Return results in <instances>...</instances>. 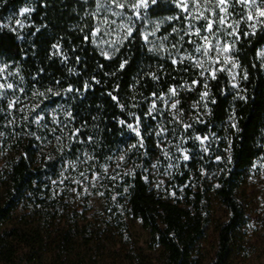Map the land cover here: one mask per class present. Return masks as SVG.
<instances>
[{
	"label": "trees",
	"instance_id": "trees-1",
	"mask_svg": "<svg viewBox=\"0 0 264 264\" xmlns=\"http://www.w3.org/2000/svg\"><path fill=\"white\" fill-rule=\"evenodd\" d=\"M92 2L0 0V61L15 70L16 109L0 146V264H97L99 248L120 246L134 219L158 250L155 264H223L242 216L235 192L255 161L264 175V27L245 36L251 29L240 23L232 84L222 61L196 65L197 38L186 31L193 24L173 1L149 0L140 10L166 18L153 29L176 56L148 46L142 19L104 55L92 43ZM173 88L179 103L170 109L163 96ZM164 134L187 144L188 160L160 151ZM155 161L171 163L165 176L152 174ZM214 199L226 214L214 250L199 259L192 248Z\"/></svg>",
	"mask_w": 264,
	"mask_h": 264
},
{
	"label": "rangeland",
	"instance_id": "rangeland-1",
	"mask_svg": "<svg viewBox=\"0 0 264 264\" xmlns=\"http://www.w3.org/2000/svg\"><path fill=\"white\" fill-rule=\"evenodd\" d=\"M88 1V0H85ZM92 7L90 12L94 17V28L92 31V43L105 55H109L113 52L119 40L126 34L127 29L120 27L122 24H128L133 26L136 21V16L132 13H129L125 9L116 8L108 0H91ZM175 3V0H171ZM137 2V1H136ZM135 2V3H136ZM189 2V9L192 10L191 0ZM200 4L203 6L205 0H199ZM215 0H213V3ZM259 2V0H258ZM98 3L104 5L100 11H97ZM240 6L243 11V15H246L247 9L239 4L235 6H229L228 11L230 17L227 21L228 24H232L237 20L241 19L240 14H238L237 7ZM261 7H264V3H261ZM23 9V8H21ZM21 9L19 13H21ZM140 11L139 19L143 21V35L148 34L147 43L148 46L154 48L156 52H173L176 56L178 53V48L170 46L166 40L159 38L156 34L150 35L154 32V27L164 23L166 18H152ZM217 15L211 16L210 13L206 12V15H209L210 18L214 20L219 19V10H215ZM120 12L121 15L117 16L113 13ZM255 13V9H253ZM186 16L187 14L184 13ZM129 17H132L129 20ZM188 17V16H187ZM240 18V19H239ZM107 19L108 23H104V20ZM192 26L188 27L186 31H191L195 33V28L201 29V36H196L197 44L203 43L202 37L207 36L208 33L204 31V28L207 26V21L204 20H194L192 17H189ZM248 27V23L241 21ZM198 24H201L200 26ZM220 28L218 24L214 25L213 31ZM249 28V27H248ZM231 31L230 28L221 29L220 32H217L216 36L210 37V39L215 42L218 38L221 41V44H232L234 41L233 37L227 35ZM195 45V46H196ZM233 49L228 54L231 60H233ZM195 54L200 55L198 57L199 61L203 62V69L206 66L212 65L209 57H217V52L215 48L209 53L206 57L200 53L195 52ZM258 59L264 70V42L260 45L257 51ZM208 59V60H207ZM224 57H220V61L223 63ZM195 60V61H196ZM207 60V61H205ZM222 67L227 69L229 80L232 84L235 83L236 72L235 68L232 67L231 63L225 65L223 63ZM0 69L3 71L0 72V84H11V77L15 70L12 69L10 65L0 61ZM0 92L3 95H0V146L2 145L1 141L5 139L10 129V120L11 117L15 114L14 106L9 109L8 105L13 101L12 91L8 88L0 89ZM163 102L166 103L170 109L171 105L174 103V96L171 95L170 91L163 96ZM15 104L19 105L20 102ZM179 133V132H177ZM184 133L180 132L178 138H182ZM6 136V137H5ZM162 144L160 151L169 152L173 150V156L183 158L184 155H188V146L186 143L176 142L171 134H164L161 136ZM203 138V137H201ZM181 140V139H180ZM179 140V141H180ZM201 144L200 140H198ZM207 141V140H206ZM205 143V142H204ZM204 145V144H202ZM6 156H3L0 153V163L5 160ZM255 165V167H253ZM152 174L158 177L165 176L168 168L171 167V163H167L166 166L158 165L157 161L152 164ZM171 197L173 193L170 194ZM236 199L239 203V206L242 211V216L237 226L235 227L232 237L228 246V250L224 259L223 264H264V175L261 171V166L258 161H255L251 167L248 169L246 175L242 179L239 187L235 192ZM90 203L92 208L98 207L99 198L94 195L90 197ZM91 210H86V213H90ZM226 211L224 207L216 200H213L212 203V219L211 222L205 227V230L202 236L194 244L192 248L193 255L197 256L199 259H207L212 251L215 248V229L219 221L224 219ZM127 236L121 237V242L109 245L106 244L104 247H100L98 250L97 264H155L157 259V249L150 247V244L147 243V233L146 229L140 224L137 219L128 221L126 226Z\"/></svg>",
	"mask_w": 264,
	"mask_h": 264
},
{
	"label": "snow or ice",
	"instance_id": "snow-or-ice-1",
	"mask_svg": "<svg viewBox=\"0 0 264 264\" xmlns=\"http://www.w3.org/2000/svg\"><path fill=\"white\" fill-rule=\"evenodd\" d=\"M157 2V0H151L152 4H155ZM110 3L112 5H114L116 8L119 9H124L125 7H130L133 9V14L136 16L137 19L141 18L140 17V9H147L148 5H149V0H137L136 3L133 4H128L127 0H124V2H120V0H110ZM192 3V10L189 9V2L188 0H175V6L180 9L182 12L186 13L188 17H192L194 20L200 21V20H204L207 21V26L204 28V31L208 33L207 36H203L202 40L203 43L197 44L196 45V52L200 53L204 56H208L209 53L213 50V48H215L216 52H217V58L216 60H213L212 63H219L220 62V57L223 56V63L225 65L231 63L233 68L238 67V64H236V62L234 60H231V58L229 57V53L230 51L234 48L235 46V41L240 39V34L238 32V28L239 25L241 23V21L247 22L248 23V27L251 29V32H245L243 33V35L247 36L250 34H255V31L257 29V27H264V7H261V3H264V0H215V2L213 3V0H205L204 5L202 6L199 2V0H191ZM236 4H239L243 7H245L247 9V13L246 15H241V19L235 21L232 24H228L227 21L230 17V13L228 11L229 6H235ZM104 5L102 3H98L97 5V11H100L101 8H103ZM216 9L219 10V19L218 20H214L212 18H210L209 15H206L205 13L208 12L211 14V16H216ZM253 9H255V13H253ZM31 9L28 8H23L21 9V14H25L30 12ZM114 15H121L120 12H115L113 13ZM132 17H129V20H131ZM169 19H175V17L169 18ZM104 23H108L107 19L104 20ZM17 24L20 25L21 27H23V24L20 21H17ZM218 24L220 26V28H218L216 30V32L213 31L214 25ZM120 27L127 29L126 34H125V39H128L132 36L133 34V27L134 26H129L128 24H122L120 25ZM157 27H159V25H157ZM224 28H230L231 31H229L227 33L228 36L233 37L234 41L232 44H221V41L217 38L215 40V42L213 43V41L210 39V37L212 36H216L217 32H220L221 29ZM173 31L175 32L176 29H173ZM191 34V33H190ZM196 36H201V29L200 28H195V33ZM150 35H155V32L151 33ZM144 39L145 41H147L148 39V34L144 35ZM183 39V37H182ZM190 43H196V41H190ZM53 47H56L55 45ZM155 49H153L154 51ZM107 55V54H105ZM184 59H193V57L188 56L186 58L182 57L180 62H183ZM126 63V62H125ZM173 64L177 63V60L173 59L172 61ZM196 65L199 67H203V62L196 60L195 61ZM121 68L124 67V63H122L120 65ZM227 69L225 68H220L219 71H225ZM3 70L0 69V72H2ZM204 73L202 72L201 75H203ZM212 78L215 79L216 78V73L215 71L212 72ZM153 79H156L155 76H153ZM193 83H196L195 81ZM234 87L236 85H233ZM8 88V89H12L13 85L12 84H0V89H4V88ZM69 91H71V89H69ZM170 93L172 96L176 95V90L170 89ZM0 95H3L2 92H0ZM208 95L207 92L202 93V99L205 98ZM113 99L115 100L116 97H113ZM179 103V101H177L176 103H173L171 105V107L173 109H175L177 107V104ZM13 103L10 102L8 107L9 109H11L13 107ZM155 110V104L152 105V108L149 110V114H151V112ZM70 115V113H69ZM37 122H39V119L37 120ZM123 123V122H122ZM128 127L130 129H132L133 131L136 132V135L139 136L140 132L138 131L137 128H133V126L131 124L128 125ZM185 127H189L188 125H186ZM233 127H235V125H233ZM78 131V130H77ZM159 135V133H158ZM197 140H200L201 144H204V142L208 139L207 137H196ZM133 147H135V145H133ZM205 152L208 151L207 148L203 149ZM167 155V153H165ZM121 159H123V157H121ZM184 160H188L189 157L188 155H184L183 156ZM217 161H219L221 159V157H217L216 158ZM264 166V165H262ZM255 167V165L253 166ZM87 191V190H85ZM102 195V193H101Z\"/></svg>",
	"mask_w": 264,
	"mask_h": 264
}]
</instances>
